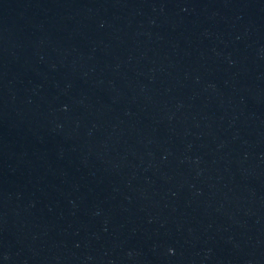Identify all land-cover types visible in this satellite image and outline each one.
Instances as JSON below:
<instances>
[{"label":"water","instance_id":"95a60500","mask_svg":"<svg viewBox=\"0 0 264 264\" xmlns=\"http://www.w3.org/2000/svg\"><path fill=\"white\" fill-rule=\"evenodd\" d=\"M0 264H264V0H0Z\"/></svg>","mask_w":264,"mask_h":264}]
</instances>
